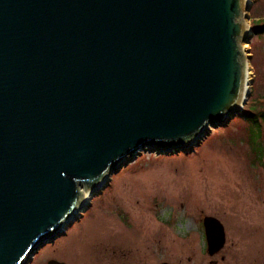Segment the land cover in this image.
I'll return each instance as SVG.
<instances>
[{
	"label": "water",
	"instance_id": "obj_1",
	"mask_svg": "<svg viewBox=\"0 0 264 264\" xmlns=\"http://www.w3.org/2000/svg\"><path fill=\"white\" fill-rule=\"evenodd\" d=\"M249 5L0 0V264H29L139 151L190 150L242 110ZM202 228L211 255L223 228Z\"/></svg>",
	"mask_w": 264,
	"mask_h": 264
},
{
	"label": "rangeland",
	"instance_id": "obj_2",
	"mask_svg": "<svg viewBox=\"0 0 264 264\" xmlns=\"http://www.w3.org/2000/svg\"><path fill=\"white\" fill-rule=\"evenodd\" d=\"M249 1L248 20L264 16V0ZM249 32L242 46L251 83L242 109L253 99L264 110V31ZM243 112L210 127L190 150L139 151L29 264H264V122L252 126ZM204 216L225 234L212 255Z\"/></svg>",
	"mask_w": 264,
	"mask_h": 264
},
{
	"label": "trees",
	"instance_id": "obj_3",
	"mask_svg": "<svg viewBox=\"0 0 264 264\" xmlns=\"http://www.w3.org/2000/svg\"><path fill=\"white\" fill-rule=\"evenodd\" d=\"M250 28L255 33H260L264 31V16L252 18L249 20ZM246 108L242 109L241 112H243V116L247 119L248 122L252 126L258 125L259 121L264 122V110H258L256 109L257 103L254 102L253 99H249ZM252 132L250 131L249 134Z\"/></svg>",
	"mask_w": 264,
	"mask_h": 264
},
{
	"label": "flooded vegetation",
	"instance_id": "obj_4",
	"mask_svg": "<svg viewBox=\"0 0 264 264\" xmlns=\"http://www.w3.org/2000/svg\"><path fill=\"white\" fill-rule=\"evenodd\" d=\"M224 232V231H223ZM202 235L204 236V232H202ZM225 242H226V240H225V234H224V241H223V244H222V247L224 246V244H225ZM204 245H205V250H206V242H205V237H204ZM222 247L218 250V251H220L221 249H222ZM218 251H216L215 253H217ZM207 253V252H206ZM215 253H213V254H215ZM209 255V254H208ZM212 255V254H211Z\"/></svg>",
	"mask_w": 264,
	"mask_h": 264
},
{
	"label": "bare ground",
	"instance_id": "obj_5",
	"mask_svg": "<svg viewBox=\"0 0 264 264\" xmlns=\"http://www.w3.org/2000/svg\"><path fill=\"white\" fill-rule=\"evenodd\" d=\"M245 1H247V0H245ZM248 77V76H247Z\"/></svg>",
	"mask_w": 264,
	"mask_h": 264
}]
</instances>
